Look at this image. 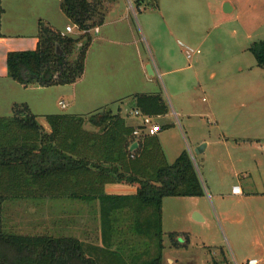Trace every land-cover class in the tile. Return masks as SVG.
Wrapping results in <instances>:
<instances>
[{"label":"rangeland","instance_id":"1","mask_svg":"<svg viewBox=\"0 0 264 264\" xmlns=\"http://www.w3.org/2000/svg\"><path fill=\"white\" fill-rule=\"evenodd\" d=\"M107 1L104 6L108 5ZM153 1L149 0L150 3ZM224 1L202 0L199 3L204 8L211 6L215 12L214 18L203 25L201 23L200 28L184 19L185 12L180 14L181 23L175 30L171 22V29H166L160 15L155 16L153 37L148 39L152 44L153 39L159 44L165 42L171 49L177 60L173 66L179 69L169 76L158 72L150 76L143 62L150 56L143 45L145 41L140 43L139 61L130 63L121 72L124 76L118 71L107 77L93 75L100 67L95 61L99 46L96 41L84 81L79 78L65 84L25 87L11 77L0 79V117L5 124L13 120L15 106L23 103L40 122H47V114L89 117L108 107L117 112L121 100L126 101L122 113L129 112L131 116L135 109L134 93L157 91L162 94L172 112L154 117V124L172 123L160 133L164 150L173 163L176 151L185 147L193 157L205 188L203 196H167L163 199V243L167 254L178 259L177 264H215L214 258L219 259L224 253L232 257V250L240 260L259 257L258 243L264 238V146L242 142L264 130V123H260V119H264V71L248 69L238 72L239 67L257 66L251 46L264 41V0H230L236 7L230 15L222 13ZM5 8L2 22L7 24L11 11L8 5ZM135 10L141 19L140 11ZM127 13L130 12L126 10ZM130 20L136 25V34L145 40L140 20L135 15H131ZM66 22V19L56 21L54 28L63 27L60 31L66 32ZM69 25L73 31L66 32L67 35L82 34L74 22ZM113 26L108 29L112 30ZM105 28L102 27L103 32ZM90 33L92 38L102 34L97 35L95 30ZM153 51L160 54L155 48ZM76 55L77 48L68 57L74 59ZM112 84L115 87H111ZM128 84H132L131 88ZM121 85L130 91L134 89V92L116 87ZM86 90L90 92L88 97ZM63 101L66 103L64 107ZM173 110L178 112L181 124ZM199 143L207 145L201 154L196 152ZM144 158L143 154L140 159ZM234 184L244 187L245 194L229 195ZM68 202L62 198L10 199L3 213L6 228L24 234L73 235L97 247L102 241L97 206ZM147 207L142 216L154 215L155 207ZM195 211L205 220L194 218ZM131 213L129 210L120 215V232L113 238V248L118 246L129 260L134 258L144 262L152 259L158 251L157 238L129 230L132 229L130 225L135 227V215ZM234 218L239 221H233ZM171 234L181 235V242L185 235L188 236V246L173 245Z\"/></svg>","mask_w":264,"mask_h":264},{"label":"trees","instance_id":"2","mask_svg":"<svg viewBox=\"0 0 264 264\" xmlns=\"http://www.w3.org/2000/svg\"><path fill=\"white\" fill-rule=\"evenodd\" d=\"M133 1L140 7L145 0ZM104 2L61 0L64 12L82 34L64 36L40 22L35 49L8 52L9 76L25 87L65 84L81 78L93 39L83 30L102 23ZM86 37L78 57L70 59L77 42ZM58 46L64 54L58 52ZM251 50L257 65L264 68V41L255 42ZM132 98L134 107L144 114L157 116L169 111L161 93H136ZM15 107L8 124L0 117V264H163V199L205 195L190 152L184 149L170 163L157 134L144 136L137 141L138 147L131 149L136 126L120 111L109 108L89 117L47 114L51 129L47 131L26 103ZM143 154L145 158L140 159ZM116 182L136 186V193L105 192L107 183ZM30 197L98 199L103 246L90 251L76 236L7 229L3 217L6 202ZM147 206L155 207L154 215L142 216ZM129 210L135 215V227L130 225L129 230L157 238L158 251L152 259L129 260L118 246L113 248V238L120 232V215ZM179 238L171 234L172 244L187 246V239L182 244Z\"/></svg>","mask_w":264,"mask_h":264},{"label":"crops","instance_id":"3","mask_svg":"<svg viewBox=\"0 0 264 264\" xmlns=\"http://www.w3.org/2000/svg\"><path fill=\"white\" fill-rule=\"evenodd\" d=\"M201 2L202 0H154L152 3H150L149 0L148 1L145 0L140 7H137L136 4H134L133 0L107 1L106 3L108 5H106L107 7L104 6V10H103L104 19L101 24L96 26L98 28L97 35L103 32L102 27H106V28L101 35H99L96 38H93L90 43L87 49L85 71L80 80L84 81V78L87 73V63L89 60V56L90 54H93V51H95L93 45L94 42L96 41H98L99 46H98V52L96 53L97 58L95 59V61L100 64V67L98 68V72H94L93 75H97L98 77H107L108 75H111L112 72L114 73L118 71L119 75L124 76L125 74L121 72L127 69L130 63L133 64V61L136 62L139 61L142 53L140 43H143L145 41L146 43H143V45H145L147 52H149V55L151 57L149 56L150 59L148 58V61L143 60V62H144V66L147 65V68L148 66H151L152 73L149 72L150 76H154L155 72H158L159 74L165 73L169 76L171 73H173L179 68L173 66L174 65L173 62H176L177 60L174 58L171 49L169 47L167 48L165 42L159 44L157 43L156 40L154 42L153 39V44H152V42L150 41L151 36L153 37L152 25H154V21H157L155 20L156 19L155 16L160 15L166 29H171V27L169 26V22H171L172 28L175 30L177 27L179 28V22L181 23V20L179 19V17L181 16L180 14L182 12H185L186 15L184 19H186L187 22L195 23L197 28H200L202 27L199 26L201 23L202 25L204 24V22L207 23L210 19L214 18L213 16L215 15L214 14L215 12H213L211 6H207L204 8L202 4H199ZM5 5H8V9H10L11 11V17L7 24H4L2 22L3 13L6 12ZM135 8H138V10L140 11L141 19L140 16L139 17L137 16ZM222 8H223L222 13L226 15H230L236 10L234 3L230 0H225L224 6H222ZM126 10H128L130 13L126 14ZM131 15H135L137 17V20L138 21L140 20L142 29L145 32V37H146L145 40L143 38H140L139 34H136V31L138 30L136 29L135 23L130 20ZM63 19H66L67 21L65 23L66 24L65 26L70 24L71 20L64 12L62 8L61 0H0V79L7 80L10 78L7 67L8 52L15 50L35 49L39 41L38 30H39L40 22H44L54 27L56 21L61 22ZM110 25H114L112 30L108 29ZM62 28L63 27L57 29L63 30ZM92 30H95V28ZM148 37L150 38V40L148 39ZM153 48H155V50H157L156 52L160 54L157 55L156 53H154ZM164 48H165V52H163ZM189 48L191 47L189 46ZM248 69H250V71H253V69H260L261 71H264L263 67H260L258 65L257 66L251 65L248 67L247 66L239 67L238 72L242 73L245 70L247 71ZM118 74L116 76H118ZM130 85L132 84H128L129 88H131ZM123 86L124 85L116 86V87H121L119 88L121 91L125 90V92H127L126 90H129L128 92H134L133 91L134 89L133 90L131 89L132 91H130V89L128 88L126 89V87L124 89ZM111 87H115L114 84H112ZM142 93H159V92L147 91ZM86 96L87 97L90 96V92L88 90H86ZM120 103L121 105L118 107V111H120L122 116H124L127 119L126 121L129 124H132L133 126H137L140 123V119L130 116L129 112L126 115H124L122 113L123 112L122 109H123V104H125L126 101L121 100ZM108 108L111 109L110 107ZM111 110L116 113V111H114L113 109ZM170 112L171 111L169 108V111L166 114L157 115V116L162 117L170 114ZM173 114L177 117V121L181 124V121L179 120L178 112L176 110H173ZM40 123L45 127L47 131L51 130L48 122H40ZM260 123L261 124L264 123V119H260ZM161 125H163L164 128L156 135V137L159 138L161 145L163 147L160 133L164 131L166 128L170 127L172 123H166V124L164 123ZM86 128H92V126L90 124H86ZM263 134H264V130L261 129L258 131V133L256 132L251 137L248 136V139L243 140L242 142H246L250 144L254 143L257 145L264 144ZM199 145L200 143L197 146ZM184 149L186 148L181 147L178 149V151H176L174 155L175 157L174 160H176V158L180 155V153ZM164 152L166 154L168 161L172 163L170 158L168 157L169 156L168 153L165 150ZM235 185H239V184H234L233 186ZM233 186L230 190L229 195L242 196L245 194V188L241 187L240 185L239 186L242 188V193L241 194L233 193L232 190ZM136 190H137L136 186L127 183L116 182V183H107L105 185V192L110 194H134L136 193ZM188 197L195 198L199 196H188ZM46 198L49 197L40 198V199H46ZM49 199L55 200V198H51V197ZM62 199H67V201H69L68 203H70L71 201L72 204L77 202L82 204L84 203L85 205L93 204L97 206L96 208L99 215L98 199L92 201L66 198V197H63ZM195 216L197 217L196 219L199 221L205 220V217L197 211H195ZM233 221H239V219L234 218ZM100 238H101V232H100ZM186 239L187 241H189V237L185 235L182 242H184ZM82 241L84 242L86 248L88 249L90 248V251L94 250L93 247H96L90 244H86L85 240ZM101 246H103L102 241L101 244H99L97 247H101ZM258 246H259L258 256L261 257V259L264 261V238H261V240H259ZM185 249L188 250V248ZM166 250L167 247L165 246L163 251L164 254L163 264L165 262L168 264H177L178 259L172 257V255L170 254H167ZM233 259L240 260L236 257L234 250H232V257H229L224 253V255L222 256L220 255L219 259L214 258V261L215 263L218 264H223V263L229 264L232 262Z\"/></svg>","mask_w":264,"mask_h":264},{"label":"built area","instance_id":"4","mask_svg":"<svg viewBox=\"0 0 264 264\" xmlns=\"http://www.w3.org/2000/svg\"><path fill=\"white\" fill-rule=\"evenodd\" d=\"M92 29L89 30H83L84 32H90ZM95 30L98 31V28L95 27ZM73 27L71 25L66 26V32H72ZM64 31H61L62 35H67V33ZM62 106H66V103L63 101L61 102ZM139 118L140 123L135 127L133 131V139L135 141H138L139 139L143 138L146 135H155L158 134L162 129L163 125H161L159 122L157 124H154V117L151 115L144 114L140 109L135 108L134 113L131 112V116ZM233 193L235 194H241L242 188L239 185L233 186ZM218 264V263H215ZM229 264H264V261L261 258L258 257H250L243 260H237L233 259L231 263Z\"/></svg>","mask_w":264,"mask_h":264},{"label":"water","instance_id":"5","mask_svg":"<svg viewBox=\"0 0 264 264\" xmlns=\"http://www.w3.org/2000/svg\"><path fill=\"white\" fill-rule=\"evenodd\" d=\"M87 40H88V39H87V37H86V38L80 40L79 42H77V44H76L77 55H76L75 58L78 57V55H79L81 49H82V48L84 47V45L87 43ZM58 52H60L61 54H64V52H63V50L61 49L60 46H58ZM75 58H74V59H75ZM148 71H149L150 73H152L151 66H148ZM137 146H138V142H134V143L131 145V149H134V148L137 147ZM206 146H207L206 143H202V144H200V145L196 148V152H197V153H201V152H203V151L205 150ZM263 146H264V144H263ZM195 218H197V217L195 216Z\"/></svg>","mask_w":264,"mask_h":264}]
</instances>
